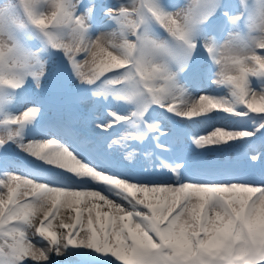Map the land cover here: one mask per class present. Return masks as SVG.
<instances>
[{"label": "snow or ice", "instance_id": "1", "mask_svg": "<svg viewBox=\"0 0 264 264\" xmlns=\"http://www.w3.org/2000/svg\"><path fill=\"white\" fill-rule=\"evenodd\" d=\"M0 264H264V0H0Z\"/></svg>", "mask_w": 264, "mask_h": 264}, {"label": "rangeland", "instance_id": "2", "mask_svg": "<svg viewBox=\"0 0 264 264\" xmlns=\"http://www.w3.org/2000/svg\"><path fill=\"white\" fill-rule=\"evenodd\" d=\"M105 3H111L113 2V0H104ZM172 2H174V0H172ZM232 2H237V0H232ZM54 103V102H52Z\"/></svg>", "mask_w": 264, "mask_h": 264}]
</instances>
